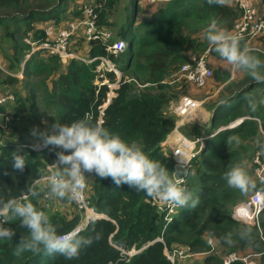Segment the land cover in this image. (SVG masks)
I'll list each match as a JSON object with an SVG mask.
<instances>
[{
    "label": "trees",
    "instance_id": "16d2710c",
    "mask_svg": "<svg viewBox=\"0 0 264 264\" xmlns=\"http://www.w3.org/2000/svg\"><path fill=\"white\" fill-rule=\"evenodd\" d=\"M117 1L95 0L91 3V0H76L80 6L69 10V0H0V47L2 49V45L7 43L11 50L10 55L4 54L10 69H17L31 49L25 42L27 37L38 44L47 41V28L53 27L58 32L57 26L68 19L70 21L64 25L81 18L85 5L94 6L101 28H111ZM140 3L139 0L133 1L134 21H129L128 26L115 37L126 42V49L117 56L109 55L117 65L121 79L101 123L126 141L142 145L150 158L174 171V161L163 146L177 121L175 114L168 110V106L178 98L170 79H174L192 55L201 54L208 48L211 49V57L222 60L205 39L204 28L216 19L220 26L233 32L240 12L227 0L223 5H209L207 0H163L156 3L152 15L138 22L139 15L143 13ZM261 3L264 5V0ZM84 41V37L79 35L74 49L78 44L85 45ZM247 42L242 39V45L252 47L253 54L264 61V45L249 46ZM85 46L90 57L107 55L104 45L98 41ZM37 53L40 59L35 57ZM93 67L76 60L63 64L58 56L41 50L31 55L24 71L27 76L31 71L42 76L47 87L48 106H54L55 123L70 124L86 113L91 114L94 121L101 120L100 107L105 102L108 87L98 88L94 84L96 74ZM212 72L211 80L219 92L217 100L206 107L213 115L210 127L204 135L197 126L187 125V130H183L191 139L214 135L204 140V147L193 161L192 172L188 176L187 188L193 192L194 198L199 199L195 209L179 208L165 229V213L158 210L153 198L127 184L117 187L110 178L92 176L87 180L88 200L93 209L104 217L91 221L81 235L95 237L99 233L98 240L82 249L74 260H66L59 254L43 258L47 255L44 252H25L17 257L13 254L14 248L20 236L26 235L27 231L20 227L19 222H14L8 226L16 231L15 237L0 240V264H172L166 251L171 252L178 247H189L191 253L204 255L199 262L194 260L189 264H223L224 257L231 253H259L260 262L264 264V212L260 217V229L252 226L250 241L234 237V243L228 245L223 239L226 233H235L242 227L233 219V209L263 188L253 178L251 161L257 150L264 152V105L251 112L247 107V97L264 98V84H257L247 72L236 71L231 66L215 68ZM107 76L110 82L117 81L115 74ZM18 81L16 77L7 75L0 84L12 85ZM35 105L34 97H22L16 93L13 100L0 106V111L6 112L10 118V114L18 117L25 110L33 117ZM0 119V199L7 200L27 194L26 186L36 184L44 175L45 165L50 163L47 156L58 150L51 147L48 151L36 152L24 147L20 154H27V166L23 172L15 171L12 154L26 143L12 141L6 131L5 117L0 116ZM240 119H243L240 124L229 127ZM10 120L12 117L8 123ZM232 136L238 137L239 143L234 141L227 145V138ZM241 161L256 185L247 193L230 188L224 179L229 166ZM43 184L47 188V183ZM37 188L40 195L31 199L50 216L58 232H68L79 224L80 215L76 212L67 214L69 212L47 210L42 202L47 191ZM66 200L75 207L72 201ZM209 239L214 241V248L207 243ZM132 250L138 253L129 256L127 253ZM231 264L244 263L235 261Z\"/></svg>",
    "mask_w": 264,
    "mask_h": 264
},
{
    "label": "clouds",
    "instance_id": "9594fccd",
    "mask_svg": "<svg viewBox=\"0 0 264 264\" xmlns=\"http://www.w3.org/2000/svg\"><path fill=\"white\" fill-rule=\"evenodd\" d=\"M209 5H223L225 0H207ZM204 36L211 48L236 71H245L257 83L264 84V61L253 54L247 45H242V37L220 26L212 19L204 28ZM264 105V98L247 97V107L256 112ZM30 136L33 151H40L51 146L58 149L56 160L49 165L46 177L47 196L49 199H68L79 203L84 199L87 180L95 176L100 179L110 178L114 185L127 184L131 189L146 193L148 197L159 200L169 207L195 209L199 199L185 186L184 177L189 175L188 159L177 151V169L170 171L158 160L150 158L143 146L137 142H128L119 134L105 128L101 122L94 121L91 114L70 124L54 123L40 130L33 127ZM239 143V138L232 136L227 145ZM25 146L12 154V167L23 172L28 163L27 154H20ZM230 188L247 193L255 188V181L249 174L243 161L230 165L224 174ZM264 179V178H262ZM26 193L7 200L0 199V240H12L16 231L9 227L19 222L27 234H22L16 243L13 254L17 257L25 252L48 255L59 254L66 260L77 259L86 247H90L100 238L81 235V229L74 227L60 233L50 216L39 209L32 201L40 192L35 183L26 186ZM233 219L242 225L235 233H226L223 237L228 245L234 243V237L240 240L252 239V226L239 213ZM209 245L213 240L207 241Z\"/></svg>",
    "mask_w": 264,
    "mask_h": 264
},
{
    "label": "built area",
    "instance_id": "2783aa9c",
    "mask_svg": "<svg viewBox=\"0 0 264 264\" xmlns=\"http://www.w3.org/2000/svg\"><path fill=\"white\" fill-rule=\"evenodd\" d=\"M95 0H91V3ZM141 2H146L150 4H156L161 2V0H139ZM231 2L238 8L240 12V18L235 26L232 33L238 34L242 39H246L248 42L251 39L264 37V17L259 14V11L253 0H231ZM84 29V42L88 44L92 41H98L104 45L107 55L90 57L88 53L79 54L72 50L74 45V37L77 35L78 30ZM56 33V35H55ZM48 40L43 43H36L31 40V37H27L25 42L30 45L26 58H30L32 54L38 51H46L51 55L58 56L63 64H68L72 60L79 61L86 65H93V72L96 74V78L101 80L99 83L100 87L107 86L112 89L110 84L119 85V81L114 83H109L106 81L107 74H120L116 69L117 65L111 62L109 55L117 56L119 53L126 49V42L123 40H117L111 30L103 29L98 25V15L95 12L94 6L85 5L82 10V17L79 19L72 20L67 24L66 28L60 29L58 32L55 31L53 27H49L46 30ZM252 48V47H249ZM211 59V49L208 48L205 52L201 54H195L190 57V60L183 64L179 71L175 74V82L185 81L194 85L198 89L205 88L207 84L211 81L213 77L212 69L209 66ZM0 71L7 73L4 64L0 61ZM108 77V76H107ZM102 79L104 81H102ZM113 96H115L113 94ZM12 95H6L0 97V106H3L8 100H13ZM112 101L111 96H106L104 104L100 107V117L102 122V115L105 109ZM202 107V102L198 101L190 96L182 97L178 102L173 105V113L177 117L175 128L167 136L166 141L163 146L166 150H169L170 156L174 161V171L177 169L178 155L177 151L184 153L188 159L189 172L193 168V161L202 151L204 147V140L210 138L214 135L207 137H200L191 139L186 136L182 131L181 127L187 120H191L197 111ZM0 116L5 117L6 127L8 120L10 119L6 113L0 111ZM243 119L237 120L230 124L229 127H235L242 122ZM25 147L31 149L30 144H25ZM51 146L44 148L40 151H48ZM58 150V149H56ZM56 160L55 158L48 164L45 165L44 175L36 181V185L40 183H47L46 177L49 174V165L53 164ZM253 178L258 183L263 185V188L253 192L246 201L240 203L233 209V214L239 213L251 226L260 227V217L264 212V152L262 150H257L252 157L251 161ZM188 176L184 177L185 186L187 187ZM47 192H45L43 197V205L49 207V201ZM77 212L80 215L79 224L76 227L84 231L89 223L97 218L102 217V214L97 213L91 206L88 196L87 189L85 192L84 199L79 202H72ZM154 204L157 206L158 210L165 213L166 226L171 223L173 216H175L179 210L178 207H169L167 204L154 199ZM260 229V228H259ZM162 240V239H159ZM214 248V241L211 244ZM138 253L136 250H132L127 254L132 256ZM166 256L172 264H180L182 260L197 256L190 252L189 247H178L173 251H166ZM261 254L251 253V254H236L231 253L224 257L223 264H231L235 261H240L244 264H263L260 262Z\"/></svg>",
    "mask_w": 264,
    "mask_h": 264
},
{
    "label": "rangeland",
    "instance_id": "374dc122",
    "mask_svg": "<svg viewBox=\"0 0 264 264\" xmlns=\"http://www.w3.org/2000/svg\"><path fill=\"white\" fill-rule=\"evenodd\" d=\"M76 0H69V4H67V8L69 10H71L72 8H77L79 5V3L75 2ZM80 1V0H79ZM135 0H118L117 1V5L113 11L112 14V27L109 28V30L112 31L114 37H116L117 33H121L122 29L124 27L128 26V22H133L134 21V14H133V9H132V3ZM231 1V0H230ZM259 13L264 15V11H263V5L261 3V1L259 0H253ZM142 6V10L143 13H141L138 17V22L140 20H143L145 17H149L151 14V8L154 5H151L150 3H145V2H141L140 3ZM68 16V15H66ZM67 21H70V19H68ZM66 21V22H67ZM66 22H64L63 24H60V26H57L59 29H63L67 27V23L66 25H64ZM129 22V23H130ZM137 22V23H138ZM56 27V26H54ZM56 27V28H57ZM61 27V28H60ZM56 35V33H55ZM79 35L84 36V29L81 28L80 30H78L76 38L74 39V41H76V39L79 37ZM249 46H256V47H261L264 44V37H258V38H254L249 40ZM85 44V43H84ZM86 45V44H85ZM85 45H77V48L74 49V46L72 48L73 51L79 53V54H84L87 51V46ZM138 45V41L135 43V46ZM4 54H11V50L8 49V44L5 43L2 45V49L0 47V61L4 64V68L6 70L7 73H2L0 74V82L3 81L7 75L16 77L19 81L15 82L12 85H3L0 84V97L6 96V95H12L15 98V94H19L22 97H34V101H35V112H34V116H31L30 112H26L24 110V112L21 113L20 116L15 117L16 115L13 114L10 116L12 117V120L9 121L8 125H7V132L10 134V138L12 141L18 143H22V144H30L34 142L33 138L30 136V130L33 127H38L40 130H45L46 128H49L50 125L55 123L54 120V115H55V110H54V106H48V99L46 98L47 96V87L44 85V82L42 81L43 78L42 76L36 75L35 73H28V76L26 75L24 68L25 65L27 63V61L30 60V58H26L25 60L21 62V64L19 65V67L15 70H11L8 61L5 59ZM35 57H37L38 59H40V54L37 53L35 55ZM37 59V60H38ZM5 61V63H4ZM112 62V61H111ZM220 59H215L213 57H211L210 62H209V66L210 68L213 70L215 68H220V69H224V68H229L230 65ZM116 69L119 71L118 67H116ZM120 72V71H119ZM177 72V71H176ZM175 74V73H174ZM115 78L117 81H119L121 79V73L115 74ZM171 80V84L173 86V89L175 88V94L178 95V98H176L175 101L172 102V104L178 102L182 97L184 96H190L198 101H204L203 107L206 109V107L208 105H211L212 103H214L217 98H218V86L214 85L213 81L211 80L207 86L205 88L202 89H198L196 88L194 85L185 82V81H181V82H174L173 77L170 79ZM102 81H104L102 79ZM106 81H108V84L111 83L110 79L107 77L106 75ZM116 81V82H117ZM101 82V80L99 79H95V85L100 88L99 83ZM110 85H114L112 86V89L108 88V96H111V98L113 99L116 96V89L119 88V85H115L114 84H110ZM113 94L115 96H113ZM170 104L169 106L171 107ZM168 106V110L169 112H171L170 108ZM7 112H9L7 110ZM6 113V112H5ZM10 117V119H11ZM14 120V121H13ZM0 122L2 123V120L0 119ZM184 129L181 128V131L183 132ZM169 155L170 152L169 150H165ZM56 153H52L50 152V155L47 156L46 160L49 159L50 162L55 158ZM192 169L190 170L189 174H191ZM45 188V186H43V189ZM88 189V186H87ZM46 191H48V188H45ZM87 195H89V191H87ZM42 196V194H41ZM43 199V198H42ZM43 202V201H42ZM69 205V204H68ZM55 206L58 208V210L60 209H64L65 212L67 213V206H65V204H63L62 202L59 203V206L56 205V201L55 199H51L49 201V207H46L47 210L52 211L53 208H55ZM75 209V210H74ZM57 210V211H58ZM63 210V212H64ZM58 212H61L58 211ZM79 215L76 208L70 204V213H74ZM48 256L45 255L43 256L46 257Z\"/></svg>",
    "mask_w": 264,
    "mask_h": 264
},
{
    "label": "crops",
    "instance_id": "0c3cea01",
    "mask_svg": "<svg viewBox=\"0 0 264 264\" xmlns=\"http://www.w3.org/2000/svg\"><path fill=\"white\" fill-rule=\"evenodd\" d=\"M162 1L163 0H161V2ZM227 1L229 2L230 0H227ZM155 8L156 7H154V6L151 8V10H150L151 11V14L150 15H152V13L155 11ZM263 11H264V5H263ZM247 44H249V42H247ZM201 102H202V107L197 111V113L195 114V116L191 120L185 121V123L182 125L181 128L184 129V130H187V125L197 126L198 128H201V132L204 135V133L210 127V123H211V112H209L207 109H205L203 107L204 101H201ZM174 104H172L171 107H170V110L172 112H173V105ZM43 185H44L43 183H40L37 186L43 189ZM54 199L56 201V205L59 206V203L62 202L63 204H65V206H67V208H68L67 209V212H70V204L71 203L69 201H67L66 199H59V198H54ZM57 210H58V208L55 206V208H53V211L54 212H57ZM60 210H61L62 213H66L63 208L60 209ZM60 210H58V211H60ZM63 210H64V212H63ZM102 217H104V215H102ZM203 256L204 255H197V256H194V257H190V258L184 259V260L181 261L180 264H189L190 262H193L194 260L196 262H199L203 258Z\"/></svg>",
    "mask_w": 264,
    "mask_h": 264
},
{
    "label": "water",
    "instance_id": "95a60500",
    "mask_svg": "<svg viewBox=\"0 0 264 264\" xmlns=\"http://www.w3.org/2000/svg\"><path fill=\"white\" fill-rule=\"evenodd\" d=\"M212 116H213V115H212V113H211V118H212ZM100 218H102V217H100Z\"/></svg>",
    "mask_w": 264,
    "mask_h": 264
}]
</instances>
